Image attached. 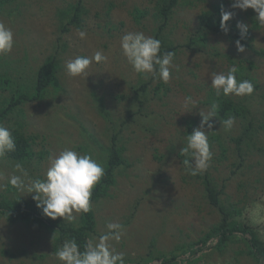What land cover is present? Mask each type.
Wrapping results in <instances>:
<instances>
[{"label":"rangeland","instance_id":"374dc122","mask_svg":"<svg viewBox=\"0 0 264 264\" xmlns=\"http://www.w3.org/2000/svg\"><path fill=\"white\" fill-rule=\"evenodd\" d=\"M77 1L25 0L11 16L0 15V22L10 26L15 34L12 51L0 56V63L8 62L11 66V76H31L55 51L57 41L67 46L61 52V89L51 91L41 101L22 104V112L6 124L9 130L17 126L25 134L38 137L32 144L33 160L26 165L20 163L28 171V176L21 178L25 183L29 179H43L48 157L64 148L90 154L103 165L104 148L109 146L110 135L116 131L113 129H118L125 164L116 171L115 183L108 195L92 204L95 229L89 241L107 231L108 222H118L124 226L125 235L119 243H112L117 252L125 254V264L144 261L148 255L159 252H180L183 244L196 242L220 220L216 209L205 198L202 180L186 171L180 150L187 134L200 125L199 111L209 110L210 74L227 72L232 65L230 61L242 62L247 71L244 73L255 85L252 95L230 97L237 102H248L258 121L264 120V56L248 47L243 53L238 52L237 38H234L240 36L237 22H243L253 36L251 47L264 52V26L257 21V25L252 23L256 15L252 9L232 8V0H180L166 28L177 52L172 78L165 84L151 75L145 78L135 73L120 47V38L127 32L142 31L154 36L158 24L154 18L157 0H80L88 10L83 16L82 29L72 27L70 32L58 37L56 8L65 6V2ZM217 6H221V12L233 14L227 22L228 33H210L200 49L186 48L188 39L200 31L201 13L215 12ZM136 9L146 13L138 21L133 14ZM219 16L221 19V13ZM81 30L87 31L85 39L78 35ZM96 51H102L107 60L93 62L86 75L69 77L66 74L67 60L76 56L92 57ZM3 69L0 66V71ZM143 82L147 84L146 101L139 107L131 97L133 88ZM16 83L22 84L23 80ZM186 96L192 97L194 105L184 107ZM101 102L105 116L100 112ZM212 123V129L205 125L204 130L207 135L213 130L221 132L225 136L221 146L227 153L221 154L222 147L211 145L213 158L207 171L218 183H223L222 199L240 210L236 220L252 225L264 241V152L255 148L244 155L242 170L232 175L235 158L230 151L240 127L236 121L231 130L225 131L216 118ZM260 133L264 146V126ZM14 164L0 158L3 174L0 196L31 199L33 194L21 192L8 182L12 175H21L14 170ZM247 182L249 188L239 186ZM80 214L74 213L72 221L57 220L67 226H78ZM57 238L33 223L13 224L0 217V264H61L55 257L61 246ZM221 249L203 252L199 264H256L239 240Z\"/></svg>","mask_w":264,"mask_h":264},{"label":"trees","instance_id":"16d2710c","mask_svg":"<svg viewBox=\"0 0 264 264\" xmlns=\"http://www.w3.org/2000/svg\"><path fill=\"white\" fill-rule=\"evenodd\" d=\"M25 0H0V15L5 14L12 15L18 11V7ZM180 0H157L156 12L154 18L158 20L157 27L154 32V37L161 41V53L165 51H174L175 55L177 47L169 40L170 32H166L167 23L171 18V14L174 8L179 4ZM7 7H13L8 9ZM110 8V5L108 6ZM220 8L215 7V12L207 10L201 13L199 16L200 27L198 34L190 37L185 45L186 48L194 46V48L200 49L206 42L207 36L217 33H224L220 29ZM111 9V8H110ZM88 14V10L84 7L82 1L77 2H65V6H58L55 11L57 18L56 28L61 37L63 33L71 31L72 27L76 29H82L84 19L83 16ZM107 15L109 12L106 13ZM134 18L138 21V18H142L146 15L145 12L136 9L134 11ZM254 25H257L256 20H252ZM202 32V34H200ZM230 35V34H229ZM239 39L240 36H234ZM59 40V39H57ZM253 36L247 32L245 38L241 40V43L252 49L255 53L264 56V52H259L251 47L249 44L252 42ZM55 51L50 53L45 60L38 66L37 70L31 76L23 78L22 76H11L9 68L11 66L8 62L0 63V66L4 69L0 71V123L4 126L12 119L16 114L21 111V106L24 103L32 101H41L45 99L51 91H57L61 89L59 70L61 68V52L66 49V44H60L57 41ZM233 64L239 66V72L237 73V79L251 80L250 76L244 72H247L242 62ZM252 67L251 64H249ZM18 80H23L22 84H17ZM147 84L145 82L140 83L138 87L133 88L131 99L137 101L139 107L144 105L146 101ZM144 95V96H143ZM208 104L210 105L213 100H217L220 104L218 118L216 120L220 124V120L226 119L229 115H233L240 127L238 134L232 139L234 147L230 151L231 156L235 158L233 166L235 170L232 171V175H236L237 171L242 170L244 166V155L250 154L253 149L264 152V146L261 145V133L260 128L264 126V120L258 121L254 114L252 107L245 100L237 102L230 96L220 97L215 96V90H209L207 92ZM103 104L102 102L100 105ZM100 112H102V105L100 106ZM105 116V114H103ZM123 124V123H122ZM121 126V124H120ZM257 126L259 127L257 129ZM116 130L110 135V143L107 148H104L103 166L105 169V175L101 181L94 187L91 203L99 201L108 195L109 188L115 183L116 171L122 169L125 164L123 157L124 147L119 143V130ZM16 141V150L14 152L7 153L3 158L14 163L29 164L35 155L33 149L34 143H36V135H27L23 130L13 128L10 130ZM210 147L214 148L216 145L224 144V135L219 131H210L208 133ZM223 148V147H222ZM225 149L221 150V154ZM246 151V152H245ZM226 152V151H225ZM227 153V152H226ZM43 152H40L42 156ZM182 159H186L185 156L179 154ZM186 167V166H185ZM200 178L203 190L205 192V198L208 203L216 209L220 216V220L217 224L202 235L196 242L186 243L181 246V251L159 252L157 254H150L144 261H137L134 264H151L157 262V264H199L200 255L203 252H208L214 248H218L222 251L221 247L229 245L234 241H241L245 244L247 249V255L256 262V264H264V241L259 236L258 231L252 226L244 222L236 220L240 214V210L233 204L226 203L222 199L224 194L223 183H218L213 176L206 170L203 174L195 175ZM194 176V177H195ZM257 181V180H255ZM249 182L240 183V187L249 188ZM0 217L5 218L9 223L25 224L31 223L36 226H41L48 230L53 237H57V242L61 245L65 239L75 238L77 243L83 250L84 245L90 240L91 234L95 229V216L93 208L88 213L80 214V224L78 226H67L63 222L52 220L51 218L44 217L41 214V210L36 207V203L31 199H26L21 196L14 195L13 197H7L5 195L0 196ZM126 262V260H125ZM153 262V263H154Z\"/></svg>","mask_w":264,"mask_h":264},{"label":"clouds","instance_id":"9594fccd","mask_svg":"<svg viewBox=\"0 0 264 264\" xmlns=\"http://www.w3.org/2000/svg\"><path fill=\"white\" fill-rule=\"evenodd\" d=\"M231 7L255 12V20L264 26V0H232ZM231 12L222 11L220 29L227 34L229 31L228 21L232 18ZM240 38L235 41L238 52L245 51V45L241 40L248 32L249 26L243 22H237ZM81 39L87 36L86 30L78 32ZM15 34L12 28L0 22V56L9 54L15 44ZM161 41L154 36L145 35L142 31L127 32L120 38V47L123 55L127 58L133 71L144 75H151L153 79H159L167 84L172 78L174 64V51L161 53ZM107 60L102 51H96L92 57L76 56L65 63V72L69 77H77L87 74L89 66ZM239 66L231 65L227 72L213 71L210 74V87L215 90V96L237 97L252 95L255 85L246 79L238 80ZM191 96L184 98V107L194 105ZM220 104L213 100L207 112L199 111L201 117L199 127L193 129L191 134L185 137L184 146L180 154L185 156L183 164L188 174L195 176L204 172L209 167L213 158L210 149L207 132L204 128H213V118H218ZM225 131L233 128L236 118L229 115L220 120ZM16 150V141L9 128L0 123V158L7 153ZM14 170L21 175H12L8 182L21 192L33 194L32 199L36 207L41 210L44 217L56 220L72 221L74 213H88L92 208V195L94 187L105 175L104 166L95 160L90 154H82L73 148H64L59 153L48 157V166L43 179H29L27 183L21 178L28 176V171L22 164H14ZM3 174L0 173V176ZM107 231L87 241L81 250L75 238L65 239L55 252V257L61 264H125V254L117 252L113 241L119 243L125 235L124 226L118 222H108Z\"/></svg>","mask_w":264,"mask_h":264}]
</instances>
